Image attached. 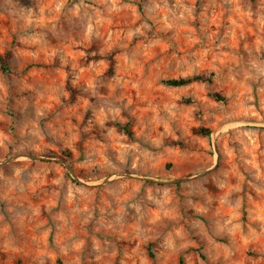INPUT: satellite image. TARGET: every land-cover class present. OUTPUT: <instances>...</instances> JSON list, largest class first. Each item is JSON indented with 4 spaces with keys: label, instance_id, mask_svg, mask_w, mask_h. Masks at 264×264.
<instances>
[{
    "label": "rangeland",
    "instance_id": "374dc122",
    "mask_svg": "<svg viewBox=\"0 0 264 264\" xmlns=\"http://www.w3.org/2000/svg\"><path fill=\"white\" fill-rule=\"evenodd\" d=\"M0 56V264H264V0H0Z\"/></svg>",
    "mask_w": 264,
    "mask_h": 264
},
{
    "label": "trees",
    "instance_id": "16d2710c",
    "mask_svg": "<svg viewBox=\"0 0 264 264\" xmlns=\"http://www.w3.org/2000/svg\"><path fill=\"white\" fill-rule=\"evenodd\" d=\"M0 67L4 72L9 71L8 63L2 56H0ZM214 78H215V75L213 73H210V74L203 73V74L196 75L193 77H188V78L168 79V80L163 81V84L167 87L179 88V87H185V86H188L194 83L212 84L214 81ZM213 97L217 101H225V99L220 95L215 94L213 95ZM117 127L120 130H122L125 133V135H127L130 139H134V133L131 129L130 123H127V124L118 123ZM199 134L203 136H210L211 131L208 129H201L199 131ZM150 254H151L150 256L154 258V254L152 252ZM180 264H184L183 261H181Z\"/></svg>",
    "mask_w": 264,
    "mask_h": 264
}]
</instances>
